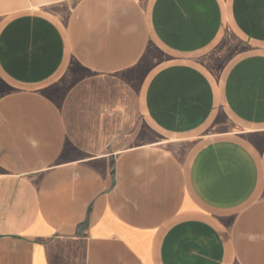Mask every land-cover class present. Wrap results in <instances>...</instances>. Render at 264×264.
<instances>
[{"label":"crops","instance_id":"0c3cea01","mask_svg":"<svg viewBox=\"0 0 264 264\" xmlns=\"http://www.w3.org/2000/svg\"><path fill=\"white\" fill-rule=\"evenodd\" d=\"M0 264H264V0H0Z\"/></svg>","mask_w":264,"mask_h":264},{"label":"rangeland","instance_id":"374dc122","mask_svg":"<svg viewBox=\"0 0 264 264\" xmlns=\"http://www.w3.org/2000/svg\"><path fill=\"white\" fill-rule=\"evenodd\" d=\"M48 9L51 12H60L62 10L60 5L49 6Z\"/></svg>","mask_w":264,"mask_h":264}]
</instances>
